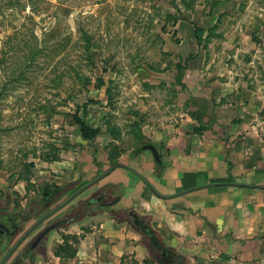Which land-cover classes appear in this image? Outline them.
I'll use <instances>...</instances> for the list:
<instances>
[{"label": "rangeland", "instance_id": "obj_1", "mask_svg": "<svg viewBox=\"0 0 264 264\" xmlns=\"http://www.w3.org/2000/svg\"><path fill=\"white\" fill-rule=\"evenodd\" d=\"M212 1L0 0V206L24 212L45 192L62 188L54 206L98 172L126 163L148 140L145 125L177 118L181 66L168 59L174 52L167 56L163 42H177V22H195L196 14L206 20ZM238 1L221 22L241 28L230 50L240 69L245 55L264 53V33L253 30L249 48L243 30L245 23L264 25V0L249 8L250 0ZM76 117L98 130L93 139H83ZM94 187L59 215L79 207ZM84 210L50 233L47 253L35 264H74L76 249L97 228L90 217L100 208ZM9 243L0 238V258Z\"/></svg>", "mask_w": 264, "mask_h": 264}, {"label": "crops", "instance_id": "obj_2", "mask_svg": "<svg viewBox=\"0 0 264 264\" xmlns=\"http://www.w3.org/2000/svg\"><path fill=\"white\" fill-rule=\"evenodd\" d=\"M212 3L206 20L196 14L195 22H177V42H163L167 56L174 52L168 59L180 62L182 86L177 118L143 127L162 169L147 150L122 162L156 192L123 167L94 183L84 196L113 191L116 213L92 214L97 228L76 249L74 264H264V53L245 55V66L235 68L230 50L241 28L221 20L239 1ZM196 29L221 38L196 39ZM243 30L250 45L264 25L245 23Z\"/></svg>", "mask_w": 264, "mask_h": 264}, {"label": "flooded vegetation", "instance_id": "obj_3", "mask_svg": "<svg viewBox=\"0 0 264 264\" xmlns=\"http://www.w3.org/2000/svg\"><path fill=\"white\" fill-rule=\"evenodd\" d=\"M50 205L51 202H42V204H40L39 201L36 203L32 202L30 207L24 212L7 211L4 209V205L0 206L1 241L9 243L14 239L12 243H9L3 256H1L0 263L16 241H18L40 217L56 206ZM59 211L60 210L52 213L35 226L14 248L3 264H22L25 261L29 264H35L37 257L45 256L47 253L46 239L49 237L50 233L56 228L69 223L68 214L61 216L58 213ZM135 220L137 221V219ZM51 225H54V228L45 232Z\"/></svg>", "mask_w": 264, "mask_h": 264}, {"label": "trees", "instance_id": "obj_4", "mask_svg": "<svg viewBox=\"0 0 264 264\" xmlns=\"http://www.w3.org/2000/svg\"><path fill=\"white\" fill-rule=\"evenodd\" d=\"M203 31L202 30H200V29H196V32H195V37H196V39H200V36H201V33H202ZM76 122L80 125V128H81V135H82V137H83V139H86V140H91V139H93L94 137H95V135L97 134V132H98V130L96 129V128H93V127H91L89 124H87L85 121H82L81 119H79V117H76ZM143 144H145V143H143ZM143 144H141V145H143ZM140 146V145H139ZM138 146V147H139ZM138 147H136V148H138ZM156 164V169L159 171V170H161L162 169V164H161V162L160 163H155ZM102 171H100V172H98L96 175H98V174H100ZM95 175V176H96ZM94 176V177H95ZM87 182V181H86ZM86 182H84V183H86ZM84 183H81V184H79V186H77L76 188H74V189H72L71 190V192L70 193H72L75 189H77L78 187H80L81 185H83ZM93 185V184H92ZM91 185V186H92ZM90 187V186H89ZM108 188V187H107ZM61 189L62 188H60V189H57V190H55L54 192H49V194H48V196H47V193L45 192L44 194H43V196L41 197V199L40 200H38L39 202H40V204H42V202H52V200L55 198V196H56V194L57 193H59V192H61ZM87 189V188H86ZM85 189V190H86ZM109 189H112V188H109ZM85 190H83V191H81L80 193H78L75 197H73L71 200H69L62 208H60L59 210H62L63 208H65L66 206H68L71 202H73V200L76 198V197H78V196H80ZM107 190V189H106ZM106 190H104V189H101L100 191H97V192H95V193H92V194H90V195H88V196H86L84 199H82L83 201H81V204L80 205H78L79 207H76V209H73V210H69V212H67V213H65L64 215H66V214H68V216H69V223H71L72 221L74 222L75 220H73V218H71V216L76 212V211H78V210H82V208L83 209H85L84 210V213H87L88 214V212H87V209H89L90 207H92V206H94V207H96V208H100V210L101 209H103V210H106V209H110V211L112 212V214H115L116 212L113 210V209H111V201L114 199L113 198V194H114V192L112 191V192H110V194H109V196H110V198H111V200H108V198L109 197H106V196H108L107 195V192L108 191H106ZM67 197V196H66ZM65 197V198H66ZM64 198V199H65ZM98 211V210H97ZM96 211V212H97ZM68 223V224H69ZM132 223H133V225H135V226H140V222L137 220H132ZM144 232H147L146 231V229L144 230ZM0 235H1V237L0 238H2V233L0 232ZM1 243H2V245L4 246L5 245V243H6V241H4V242H2L1 241ZM149 245L151 246V247H153L154 246V244H153V241H152V239H150V241H149ZM60 248H61V250H63V251H65V249H68V246H66V245H62V246H60ZM73 253H74V251H73ZM160 263L161 264H163V261L162 260H160Z\"/></svg>", "mask_w": 264, "mask_h": 264}, {"label": "water", "instance_id": "obj_5", "mask_svg": "<svg viewBox=\"0 0 264 264\" xmlns=\"http://www.w3.org/2000/svg\"><path fill=\"white\" fill-rule=\"evenodd\" d=\"M149 151L153 157V159L157 162L160 163L161 162V154L159 153L157 147L153 144V143H145L143 145H140L138 148L135 149V152H141V151ZM117 167H123L126 169H130L131 171H133L136 175L142 177L136 170L132 169L130 166L122 163V162H116L113 165H111L110 167H108L107 169L103 170L100 174L96 175L95 177H93L92 179H90L89 181H87L86 183H84L83 185H81L80 187H78L77 189H75L72 193H70L65 199H63L60 203H58L55 207H53L50 211H48L45 215H43L42 217H40L26 232L25 234L18 240L16 241V243L11 247V249L9 250V252L6 254V256L4 257V259L1 261L0 264H3L6 259L9 257V255L12 253V251L14 250V248L23 240V238L35 227L37 226L40 222H42L44 219H46L48 216H50L52 213L58 211L60 208H62L69 200H71L73 197H75L78 193H80L81 191L85 190L86 188H88L89 186H91L92 184L96 183L97 181H99L100 179H102L103 177H105L108 173H110L113 169L117 168ZM143 181L153 190V187L150 185V183L144 178L142 177ZM156 192V191H155ZM119 200V197H115L112 201H111V205L115 204L117 201ZM54 225H51L50 227H48L45 232H48L49 230L53 229Z\"/></svg>", "mask_w": 264, "mask_h": 264}]
</instances>
